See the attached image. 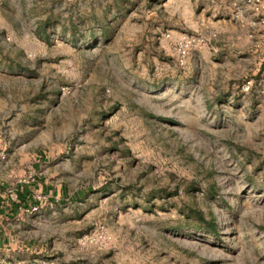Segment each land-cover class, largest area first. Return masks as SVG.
I'll use <instances>...</instances> for the list:
<instances>
[{"label": "rangeland", "instance_id": "374dc122", "mask_svg": "<svg viewBox=\"0 0 264 264\" xmlns=\"http://www.w3.org/2000/svg\"><path fill=\"white\" fill-rule=\"evenodd\" d=\"M235 8L0 0V260L264 264L263 31Z\"/></svg>", "mask_w": 264, "mask_h": 264}, {"label": "built area", "instance_id": "2783aa9c", "mask_svg": "<svg viewBox=\"0 0 264 264\" xmlns=\"http://www.w3.org/2000/svg\"><path fill=\"white\" fill-rule=\"evenodd\" d=\"M242 3L245 6L246 10H248V12L252 15V17L248 19L242 9L235 8L231 13L230 18L234 22H237L239 24H244V23L247 24L248 28H250L252 31L255 30L264 31V0H242ZM209 38L210 36H206V38H203L202 36L196 38L181 36L173 40L169 37L168 34H165L164 36V40L167 42L168 48H170L174 52V54L179 58H184L191 48L199 44H203V42L207 41ZM254 43H255L254 45L255 48L258 49L261 47V43L259 41H255ZM261 86L264 88V81L261 82ZM240 90L242 92H248L250 90V82H246L245 84L241 85ZM9 199L11 202H15L14 192L9 193ZM99 238H103L101 232L99 233ZM0 264H15V263H11L5 260H0ZM42 264H55V263L51 261Z\"/></svg>", "mask_w": 264, "mask_h": 264}, {"label": "trees", "instance_id": "16d2710c", "mask_svg": "<svg viewBox=\"0 0 264 264\" xmlns=\"http://www.w3.org/2000/svg\"><path fill=\"white\" fill-rule=\"evenodd\" d=\"M14 195L16 203L10 202L9 209L7 210V214L11 216H14L18 208L29 206L31 200L29 187L25 184H17L14 188Z\"/></svg>", "mask_w": 264, "mask_h": 264}, {"label": "crops", "instance_id": "0c3cea01", "mask_svg": "<svg viewBox=\"0 0 264 264\" xmlns=\"http://www.w3.org/2000/svg\"><path fill=\"white\" fill-rule=\"evenodd\" d=\"M246 9V8H245ZM248 17L251 18L252 15L250 13H248ZM235 34V33H234ZM263 44H262V47H263V51H262V58L264 59V31L262 32V34L259 35ZM258 36V37H259ZM259 102L263 103L264 104V88H263V94H262V97L260 98ZM16 203V202H14ZM19 209V208H18ZM9 240L7 239L6 237V234H2L0 235V253L3 254V252H6L8 249L6 247H8L9 245ZM30 263V262H29ZM30 264H34L33 262H31Z\"/></svg>", "mask_w": 264, "mask_h": 264}]
</instances>
